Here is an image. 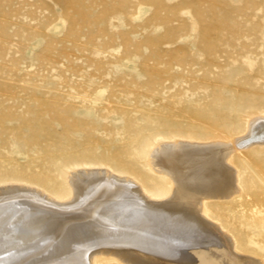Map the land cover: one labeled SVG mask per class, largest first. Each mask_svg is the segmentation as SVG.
<instances>
[{
    "label": "rangeland",
    "instance_id": "374dc122",
    "mask_svg": "<svg viewBox=\"0 0 264 264\" xmlns=\"http://www.w3.org/2000/svg\"><path fill=\"white\" fill-rule=\"evenodd\" d=\"M253 101H264V0H0V189L62 199L82 167L145 186L136 152L233 140L264 120ZM245 153L264 168L262 150Z\"/></svg>",
    "mask_w": 264,
    "mask_h": 264
},
{
    "label": "bare ground",
    "instance_id": "6f19581e",
    "mask_svg": "<svg viewBox=\"0 0 264 264\" xmlns=\"http://www.w3.org/2000/svg\"><path fill=\"white\" fill-rule=\"evenodd\" d=\"M230 103L219 110L230 112ZM232 137L209 145L161 140L136 152L148 168L146 187L110 169L82 167L66 176L62 199L28 186L1 188L0 264H99L105 257L258 264L245 253L264 252V168L241 158L250 148L264 152V120ZM254 189L262 198L252 197Z\"/></svg>",
    "mask_w": 264,
    "mask_h": 264
}]
</instances>
